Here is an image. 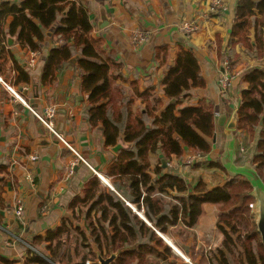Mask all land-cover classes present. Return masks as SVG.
<instances>
[{
    "label": "crops",
    "instance_id": "1",
    "mask_svg": "<svg viewBox=\"0 0 264 264\" xmlns=\"http://www.w3.org/2000/svg\"><path fill=\"white\" fill-rule=\"evenodd\" d=\"M23 1L0 0V11L4 3L19 5ZM74 1L88 12L91 37L101 40L102 47L113 56L119 67H113V71L123 74L125 88L132 92L134 85L142 93L153 87L149 102L153 105L155 98L163 101L157 114L172 103L164 96L163 80L179 51H192L199 60L205 88L191 91L177 109L205 103L213 110L216 128L209 139L211 152L192 167H185L181 160L172 158L165 162L164 168L161 154L151 155L152 169L161 161L160 176H178L188 187V192L169 191L161 197L176 203L175 199L192 195L200 181L211 191L233 179H242L250 187H257L258 193V188L264 187V173L261 175L253 159L261 130L256 129L253 136L239 130L237 112L243 91L250 87L246 75L254 69L264 70V55L249 54L245 43L231 38L239 0H221L222 7L215 11L211 10L215 0ZM66 15L67 11L59 15L55 25L44 32V41L37 52L23 48L17 37L9 35L15 21L13 16L0 23L3 31L0 36V257L13 264H32L29 261L38 253L37 248L49 246L40 239L49 231H57L66 220L69 227L78 210H69L68 206L83 195V188L91 177H104L110 186L102 180L101 183L115 191L107 169L116 152L105 146L101 129L92 128L88 122V97L81 92L76 69L79 56L72 58L52 81L44 77L50 53L59 42L55 31ZM186 22L196 25L197 32L185 35L181 26ZM137 33L147 40L138 48L132 44ZM261 36V26L253 28L248 36L251 46H255L256 37ZM163 48L167 50L157 51ZM224 75L235 78L227 92L220 88ZM6 86L37 113L54 107L55 129L67 145L50 133ZM145 103L138 99L135 108L144 107ZM236 116V128L230 129ZM33 157L37 159L32 161ZM152 176L155 180L160 177L153 173ZM252 190L254 196L255 189ZM253 199L254 208L250 209L256 223L258 200ZM126 203L135 218L131 226L136 238L123 237V250H109L108 259L114 257L111 264H117L122 254L125 259H131V264H233L239 259L237 264H249L242 246L244 231L232 233L231 228L224 225L234 242H229L230 252L224 251L226 238L219 229L220 211L216 205L205 204L203 214L194 225H189L188 219L181 215L173 224L157 225L160 215L171 218L172 210L165 209L154 216L150 210ZM20 204L23 213L17 216ZM94 226L98 228L97 222ZM108 229L112 234L113 227ZM84 232L90 233L88 226ZM89 245L96 248L93 239ZM143 246L151 247L152 252L144 253ZM133 252V256L127 255ZM96 253L99 260V252ZM85 264L93 262L88 260Z\"/></svg>",
    "mask_w": 264,
    "mask_h": 264
},
{
    "label": "trees",
    "instance_id": "2",
    "mask_svg": "<svg viewBox=\"0 0 264 264\" xmlns=\"http://www.w3.org/2000/svg\"><path fill=\"white\" fill-rule=\"evenodd\" d=\"M66 11L67 15L63 17L61 26L55 31L59 42L50 53L44 77L52 81L57 72L71 63L72 58L79 56L76 69L81 82V92L88 97V122L92 128L101 129L106 147L120 148L116 155H112L107 169V176L111 179L115 191L105 187L99 177L93 176L85 184L83 195L77 196L68 206L69 210H78L90 230L89 237L86 232L82 234L85 243L74 248L75 255H79L78 250L82 247L80 260L73 259L71 247L59 240L71 233L66 226V220L57 231H49L40 239L49 244L43 254L48 261L38 254H33L29 263L59 264L63 257H66L68 264H85L89 255L97 256L87 243L89 238L94 240L102 258L109 256L111 248L114 251L123 250V237L136 238L131 226V221L135 218L127 201L136 208L150 210L154 216L161 214L165 209L172 210L171 218L160 215L157 225L173 224L180 215L183 219H188L189 225H194L203 214L205 204L216 205L220 211L219 229L224 232L226 238L224 251H231L229 242L234 244L224 228L225 225L231 228L232 233H246L242 246L249 264H264V247L257 232L255 216L250 209V205L254 203L253 190L248 182L233 179L222 187L208 191L207 186L200 181L193 188L192 195L175 199L174 203L173 200L168 201L161 196L169 191L181 194L188 192L186 182L174 175L160 176L161 161H158L157 167L151 168L150 156L158 153L163 155L165 162H169L172 158L183 159L184 154H189L188 152L196 154L202 160L211 152L209 139L213 137L216 128L213 110L205 103L198 107L177 109L182 100L189 97L191 91L205 88L196 54L192 51H179L163 80L165 98L176 102L157 114L163 101L155 98L153 105L149 102L153 87H148L142 93L134 85L132 92L125 88L126 80L123 74L113 71V67H117L115 59L102 47L101 40L91 37L92 25L88 12L74 0H24L19 5L4 3L0 11V23L8 16H13L15 21L9 35L17 37L23 48L37 52L44 41V32L53 27L58 16ZM259 26L262 28V36L256 37L255 46H251L249 33ZM2 32L0 28V36ZM231 38L245 43L249 54L263 57L264 0H239L237 20L232 28ZM166 50L167 48H163L157 51ZM156 57L155 55V60ZM246 80L250 87L243 91L242 103L237 112L239 130L247 131L251 136L256 129L261 130L253 163L258 165L262 175L264 70L249 71ZM138 99L144 100L146 105L135 108ZM152 173L160 176L159 179L155 180ZM85 209L88 211L85 212ZM94 211L96 214H92ZM147 217L154 218L149 214ZM109 226L113 227L112 234L109 232ZM142 250L147 253L153 249L143 246ZM134 254L133 252L127 255ZM130 260L125 259L122 254L117 264H131ZM0 264L13 262L0 257Z\"/></svg>",
    "mask_w": 264,
    "mask_h": 264
},
{
    "label": "built area",
    "instance_id": "3",
    "mask_svg": "<svg viewBox=\"0 0 264 264\" xmlns=\"http://www.w3.org/2000/svg\"><path fill=\"white\" fill-rule=\"evenodd\" d=\"M222 7V1L221 0H215L213 7L211 8L212 11H215L218 8ZM181 30L183 31V33L187 36H191L193 35L195 32H197L198 27L196 25H194L193 23H189L186 22L181 26ZM146 37L140 33H137L134 35L133 39H132V44L133 46H135L136 48H138L139 46H141L142 44H144L146 42ZM234 76H229V75H224L221 77L220 79V88L222 92H227L233 84L234 81ZM8 91L13 93L17 98L21 99L16 93L15 91H13V89L9 86H6ZM22 100V99H21ZM22 102L24 103L25 106L28 107V109L37 117V119L40 120L41 123H43L45 125V127L50 131V133H52L53 135H55L61 142H63L64 144H66V142L64 141V139L61 137L60 134L57 133L56 129H55V125H54V118L56 116V109L54 107H50L49 109H47L44 113L40 114L37 113L36 111H34L32 108H30L29 105H27L23 100ZM67 145V144H66ZM191 154L187 155V159L182 162V164L185 167H192L194 166L196 163H199V161H202L201 159L195 157V156H190ZM78 156V155H77ZM79 157V156H78ZM80 158V157H79ZM37 158L33 157L31 160L35 161ZM82 160V158H81ZM70 175H73V171H70ZM100 179L106 184L109 185V181L107 179H105L104 177L99 176ZM250 208L253 209L254 205H250ZM23 213V205L20 204V206L17 208L16 214L17 216H21Z\"/></svg>",
    "mask_w": 264,
    "mask_h": 264
},
{
    "label": "rangeland",
    "instance_id": "4",
    "mask_svg": "<svg viewBox=\"0 0 264 264\" xmlns=\"http://www.w3.org/2000/svg\"><path fill=\"white\" fill-rule=\"evenodd\" d=\"M190 156H195V157H197L198 158V156L196 155V154H191ZM187 159V155H186V157H184L183 159H181V162H184L185 160ZM196 178H197V176H195ZM168 199V198H167ZM168 207V206H167ZM67 223H68V220H67ZM66 223V224H67ZM86 224H85V220H84V218L78 213H76L74 216H72V220H71V222L69 223V229H70V231H71V233L69 234V236H67V235H65V236H63V237H61V238H59V240H62V241H64L65 243H67V245H69L71 248V250H70V253H71V255L73 256V259H76V260H80L81 259V256H80V253H81V251H82V247L81 248H79V255H75V251H74V248H75V246L76 245H79V246H81L83 243H85L84 241H85V238L82 236V234L84 233V231H85V227H86V230H87V226H85ZM257 228V227H256ZM81 231H83V232H81ZM87 235H90V233H87ZM69 237V238H68ZM68 241V242H67ZM90 241H91V238H89V242L87 241V243L89 244L90 243ZM87 245V244H86ZM79 246H76V247H79ZM91 246V245H90ZM91 248H93V251L95 252V254L97 255L96 257L95 256H93V255H89L88 256V259H89V261L91 262H93V264H100V262H99V260H98V254L96 253V251H98V249H97V247L96 248H94V246H91ZM37 250H38V253H36V254H38L40 257H42V258H44L46 261H48V259H46V257L43 255L44 253H46L45 252V250L46 249H44L43 248V246L42 247H38L37 248ZM83 251H85V250H83ZM43 252V253H42ZM85 253H86V251H85ZM71 258V257H70ZM104 259H108V256L106 255V256H104L103 257ZM68 258H66V257H63V260H61V262L59 263V264H68V260H67ZM233 260H235V259H233ZM240 260V259H239ZM238 260V261H239ZM238 261L237 262H235V263H233V264H237L238 263Z\"/></svg>",
    "mask_w": 264,
    "mask_h": 264
},
{
    "label": "water",
    "instance_id": "5",
    "mask_svg": "<svg viewBox=\"0 0 264 264\" xmlns=\"http://www.w3.org/2000/svg\"><path fill=\"white\" fill-rule=\"evenodd\" d=\"M175 102H176V100H172L171 104H174ZM236 120H237V116L235 117L234 123L229 126L230 129L236 128ZM119 149L120 148H115L114 151L117 152ZM160 157L163 158V155H161ZM162 162H163V167L166 168L167 165H166L165 161L163 160ZM200 162L201 161H199V163ZM252 188L255 189V194H254V196L252 194V197L257 198V200H258V218L256 221L257 232L260 236L261 243L264 247V187L258 188V193H257V187L252 186ZM113 258L114 257H111L109 259H104L101 256H99V262H100V264H111V262L114 260Z\"/></svg>",
    "mask_w": 264,
    "mask_h": 264
}]
</instances>
